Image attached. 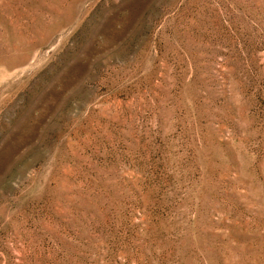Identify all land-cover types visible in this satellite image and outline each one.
<instances>
[{"label":"rangeland","instance_id":"obj_1","mask_svg":"<svg viewBox=\"0 0 264 264\" xmlns=\"http://www.w3.org/2000/svg\"><path fill=\"white\" fill-rule=\"evenodd\" d=\"M0 264H264V0H0Z\"/></svg>","mask_w":264,"mask_h":264}]
</instances>
